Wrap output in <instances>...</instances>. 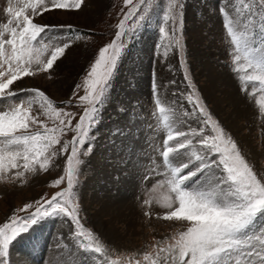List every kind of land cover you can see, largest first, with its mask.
<instances>
[{
	"label": "snow or ice",
	"instance_id": "obj_1",
	"mask_svg": "<svg viewBox=\"0 0 264 264\" xmlns=\"http://www.w3.org/2000/svg\"><path fill=\"white\" fill-rule=\"evenodd\" d=\"M20 3L22 6L13 5L9 0V19L0 23V180L24 182L26 173L59 167L56 161L61 157L64 167L63 174L51 181L58 189L54 194L37 201L34 211L29 212L33 204L24 205L20 211L27 215H13L0 224V264H9L10 245L22 233L48 218L66 219L74 225L72 256L85 255L93 264H120L109 257L98 235L81 222L78 175L85 163L81 157L90 155L94 130L111 102L120 63L136 34L153 24L158 29L162 58L167 60L170 53L178 57L183 81L158 84L153 77L154 115L159 118L154 133H162L163 139L155 149L161 161L153 162L151 172L163 179L151 191H165L144 204L151 205L154 199L166 209L157 218L178 222L184 230L165 240L163 246L160 242L153 245L154 254L145 253L143 261L264 264V173L254 170L191 79L184 43L187 0H124L127 11L121 9L123 17L115 26L114 38L98 48L73 96L60 102L63 106L45 90L24 87L25 78L50 73L72 46L71 36L59 39L58 28L75 32V40L82 42H90L94 33L35 20L55 10H79L84 0ZM219 13L240 90L249 98L258 97L255 104L264 113V0H221ZM168 67L172 69L170 64ZM69 133L71 139H65ZM160 168L163 170L157 171ZM151 178L146 175L144 180Z\"/></svg>",
	"mask_w": 264,
	"mask_h": 264
},
{
	"label": "rangeland",
	"instance_id": "obj_2",
	"mask_svg": "<svg viewBox=\"0 0 264 264\" xmlns=\"http://www.w3.org/2000/svg\"><path fill=\"white\" fill-rule=\"evenodd\" d=\"M12 3L22 6L20 0H12ZM220 3L221 0H187L184 43L188 70L213 116L238 142L254 170L264 173V113L255 104L258 97L249 98L247 93L241 92L232 71L231 45L219 13ZM8 6L9 0H0V23L9 19ZM121 9L127 11L124 0H84L79 10H55L44 14L43 18L37 17V23L72 25L81 33L91 30L94 37L90 42L76 41L75 32L58 28L59 39L71 36L72 46L50 73L25 78L23 86L45 90L63 106L60 102L73 96L98 48L114 38L115 26L123 17ZM159 43L155 24L136 34L113 82L111 102L103 109L101 122L94 130L92 151L81 157L85 161L78 175L81 222L98 235L109 257L120 264L136 261L146 264L143 255L154 254L153 245L160 242L163 246L165 240L184 230L178 222L157 218L166 209L154 199L151 205L144 204L145 200L165 191L163 188L151 191L156 181L163 179L151 172L153 162L161 161L155 149L163 139L162 133H154L159 118L154 115L153 77L155 75L158 84H167L173 79L178 83L183 81L178 57L170 53L167 60L162 58ZM171 91L172 86L169 94ZM79 94L83 95V91ZM48 123L51 126V122ZM71 135L69 133L65 139H71ZM56 164L59 167L53 166L48 172L26 173L24 182L0 180V224L13 215H27L20 211L26 204H33L29 212L34 211L37 201L58 190L51 186V181L63 174V157L57 159ZM146 175L152 178L145 181ZM109 198L111 203H127L119 216L104 213V204ZM146 212L151 215L146 216ZM74 230V225L66 219L39 221L10 245L9 264H93L85 255H71Z\"/></svg>",
	"mask_w": 264,
	"mask_h": 264
},
{
	"label": "bare ground",
	"instance_id": "obj_3",
	"mask_svg": "<svg viewBox=\"0 0 264 264\" xmlns=\"http://www.w3.org/2000/svg\"><path fill=\"white\" fill-rule=\"evenodd\" d=\"M117 204H118V201H115V202L111 203V198H109L108 201H106L105 204H104V207H105V209H104L105 212L104 213H106V214L108 213L109 215L114 216V217L115 216H119L120 213L124 212L123 210H124V208L127 207V203L118 204V205ZM116 205H117V207H115ZM121 216H122V214H121Z\"/></svg>",
	"mask_w": 264,
	"mask_h": 264
}]
</instances>
